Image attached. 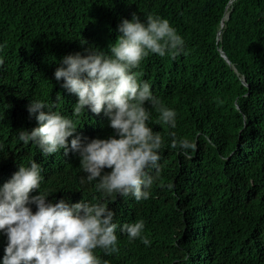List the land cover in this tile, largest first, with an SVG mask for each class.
Instances as JSON below:
<instances>
[{"label": "trees", "instance_id": "trees-1", "mask_svg": "<svg viewBox=\"0 0 264 264\" xmlns=\"http://www.w3.org/2000/svg\"><path fill=\"white\" fill-rule=\"evenodd\" d=\"M133 13L168 19L185 40L181 55L152 54L135 70L176 109L177 127L153 111L164 146L150 198L108 202L121 225L143 220L151 245L117 229L118 252L97 254L107 264H264V0H0V185L35 159L50 200L102 199L95 182L81 185L78 155L45 157L18 136L38 126L32 99L55 102L84 136L113 134L103 113L73 116L77 97L54 72L67 54L106 51ZM171 132L196 144L191 158L170 147ZM6 243L0 234V259Z\"/></svg>", "mask_w": 264, "mask_h": 264}, {"label": "clouds", "instance_id": "clouds-1", "mask_svg": "<svg viewBox=\"0 0 264 264\" xmlns=\"http://www.w3.org/2000/svg\"><path fill=\"white\" fill-rule=\"evenodd\" d=\"M117 31L106 51L90 46L83 53L67 54L54 72L61 87L77 97L73 116L103 113L113 134L84 136L74 119L56 110L55 102L32 99L28 111L35 114L38 126L24 129L18 136L45 157L61 150L78 155L85 174L81 185L95 182L102 199L95 203L50 200L54 192L41 190L45 180L42 164L33 159L28 166L19 165L0 185V234L7 239L0 264H107L97 250L105 255L118 252L117 229L130 242L139 239L145 246L151 245L144 235L145 222L121 225L108 202L114 195L132 196L138 202L150 198L151 170H159L164 146L163 136L150 123L153 111L158 114L156 123L169 129H176L178 114L135 70L152 54L181 55L185 40L168 19L152 14L141 19L133 13L131 19L121 20ZM3 63L0 57V66ZM170 135V147L191 158L196 144L175 132ZM37 190L38 194H32Z\"/></svg>", "mask_w": 264, "mask_h": 264}]
</instances>
